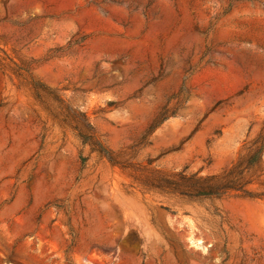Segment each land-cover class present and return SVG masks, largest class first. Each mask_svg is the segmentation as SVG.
<instances>
[{
  "label": "rangeland",
  "instance_id": "1",
  "mask_svg": "<svg viewBox=\"0 0 264 264\" xmlns=\"http://www.w3.org/2000/svg\"><path fill=\"white\" fill-rule=\"evenodd\" d=\"M261 132L264 0H0V264H264V200L192 197Z\"/></svg>",
  "mask_w": 264,
  "mask_h": 264
},
{
  "label": "trees",
  "instance_id": "2",
  "mask_svg": "<svg viewBox=\"0 0 264 264\" xmlns=\"http://www.w3.org/2000/svg\"><path fill=\"white\" fill-rule=\"evenodd\" d=\"M83 122L84 133H78V139L82 146L89 147L92 151H96L98 154L103 155L104 150L97 143L93 136V130L85 121L82 115H79ZM264 140V133L261 132L256 143H260L259 147L245 160L243 166L236 167L233 172L227 176L221 177L226 178L224 181H220L221 178L213 177L204 180H198L194 190L192 191L193 198H221L227 195H235L242 199L248 200H264V186L260 185L261 188L252 189L251 187L258 184L260 181L259 176H253L252 172L259 168L262 164V155L264 153V146L261 142ZM85 159H82L84 162ZM195 180V179H194Z\"/></svg>",
  "mask_w": 264,
  "mask_h": 264
}]
</instances>
